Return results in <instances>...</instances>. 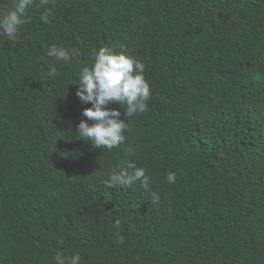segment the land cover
<instances>
[{
  "label": "trees",
  "instance_id": "obj_1",
  "mask_svg": "<svg viewBox=\"0 0 264 264\" xmlns=\"http://www.w3.org/2000/svg\"><path fill=\"white\" fill-rule=\"evenodd\" d=\"M26 14L0 35V264H264V0H33ZM102 46L142 61L151 90L112 150L77 135L92 107L79 74ZM133 162L147 187L107 186Z\"/></svg>",
  "mask_w": 264,
  "mask_h": 264
},
{
  "label": "clouds",
  "instance_id": "obj_2",
  "mask_svg": "<svg viewBox=\"0 0 264 264\" xmlns=\"http://www.w3.org/2000/svg\"><path fill=\"white\" fill-rule=\"evenodd\" d=\"M32 3L33 0H15L11 10L0 16V35L9 40L15 39L20 27L30 22L31 18L27 16L26 10ZM40 4L46 6L48 0H40ZM49 14L46 11L41 20L47 23ZM47 54L65 63L72 58L69 49L57 45H52ZM92 56L94 63L80 71L79 87L76 91L81 102L91 103L92 107L83 110L82 116L86 119H82L77 125V135L81 140L91 142L94 148L112 150L125 141L124 133L128 130V119L148 110L150 85L144 76L145 64L125 52L117 53L108 46H102L93 50ZM111 104H119L124 108L127 122L119 119V110L107 107ZM128 169L131 171L114 173L110 180L106 181L107 186L131 185L140 180L147 187L143 168H138L133 162L129 163ZM166 180L169 184H174L175 172H168ZM55 261L56 264H80L81 256L74 254L69 258L57 254Z\"/></svg>",
  "mask_w": 264,
  "mask_h": 264
}]
</instances>
